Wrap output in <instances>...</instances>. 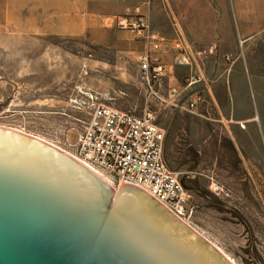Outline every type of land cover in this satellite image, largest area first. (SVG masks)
<instances>
[{
    "label": "rangeland",
    "instance_id": "1",
    "mask_svg": "<svg viewBox=\"0 0 264 264\" xmlns=\"http://www.w3.org/2000/svg\"><path fill=\"white\" fill-rule=\"evenodd\" d=\"M11 1H18L21 10L11 7L14 14H8ZM234 1L170 0L188 5L187 22L194 24L191 39H195L197 23L207 32L216 31L218 38L208 35L199 44V50L206 52L198 58H211L201 73L219 88L227 76L231 42L220 30ZM236 1L241 4L251 1L253 8L264 9V0ZM138 2L128 0L129 5ZM88 4L102 6L105 0H0V128L34 136L70 157L73 153L70 145L78 143L93 104H106L136 115L151 112L158 124L162 118L158 109L164 105L159 89L166 75L159 60L150 63L152 67H161L155 82L147 80L139 67L140 57L152 55L154 59L161 48L159 41L158 50L148 45L147 36L152 34L147 31L148 20L141 7L137 5L113 19H95L88 13ZM136 9L145 16L146 29L136 33L116 25L118 19L130 18ZM87 25L91 26L90 33ZM109 25L122 33L108 31ZM93 33L99 44H93ZM133 37L143 39L145 50L141 55L135 54ZM209 68L215 69L213 77L208 76ZM198 76L201 81L194 84L197 88L192 95H200L202 99L199 113L222 118L225 111H218L214 105L217 99L223 102L221 96H210L203 76ZM198 76H186L185 98L190 86H194L190 85L192 78ZM250 100L257 115L254 94ZM240 136L235 125L234 138ZM260 143L257 161L250 160L255 156V146L238 143L237 152L234 147L231 153L230 172L212 175L206 168L198 174H178L190 195L188 208L193 211L188 220L180 221L212 246L219 247L234 264H264L263 135ZM261 148L263 159L259 160ZM208 155L206 165L210 166L213 153L208 151ZM219 155L223 157V152ZM255 164L262 174L257 171L256 176H250L248 172L251 167L254 170ZM121 185L109 186L117 194Z\"/></svg>",
    "mask_w": 264,
    "mask_h": 264
},
{
    "label": "water",
    "instance_id": "2",
    "mask_svg": "<svg viewBox=\"0 0 264 264\" xmlns=\"http://www.w3.org/2000/svg\"><path fill=\"white\" fill-rule=\"evenodd\" d=\"M0 264H234L155 197L0 128Z\"/></svg>",
    "mask_w": 264,
    "mask_h": 264
},
{
    "label": "crops",
    "instance_id": "3",
    "mask_svg": "<svg viewBox=\"0 0 264 264\" xmlns=\"http://www.w3.org/2000/svg\"><path fill=\"white\" fill-rule=\"evenodd\" d=\"M88 5V13L95 19H113L139 5L147 16V31L161 43L156 57L166 76L159 89L164 105L158 112L162 116L159 125L165 134L163 156L170 171L198 174L208 168L207 171L212 175L230 172L233 165L231 153L234 147V152H237L238 143L255 146V156L250 160H258L261 135L264 136V9L253 8L251 1L241 4L235 0L227 12V22L221 25L220 32L231 42L227 76L219 88L201 73L205 64H210L211 58H198L206 52L199 50V44L208 35L216 38L218 35L216 31L207 32L202 24L197 23L195 39H191L189 35L194 24L187 22L188 5L171 3L170 0H140L136 5H129L128 0H105L102 6ZM107 28L112 33H122L111 25ZM87 31L91 32L90 25H87ZM96 39L98 37L93 33V44H99ZM142 40L133 37V49L137 55L145 50ZM183 59L186 62H182ZM208 74L213 77L215 69L209 68ZM189 75L203 76L204 87L209 95L216 98L221 96L223 102L217 99L214 105L218 111H225L222 118L203 116L199 113V105L195 110L188 108L193 99L192 93L197 88L191 84L194 86H190L187 97H184L183 83L188 81L185 78ZM173 89L177 93L172 94ZM251 94L257 98V115L251 104ZM235 125L241 133L239 138H234ZM208 151L213 153L210 155V166L206 165ZM220 152H223V157L219 155ZM259 155V160H262V148ZM221 158L223 163H220ZM257 171L259 175L262 174L255 164L254 170L251 167L248 173L256 176Z\"/></svg>",
    "mask_w": 264,
    "mask_h": 264
},
{
    "label": "built area",
    "instance_id": "4",
    "mask_svg": "<svg viewBox=\"0 0 264 264\" xmlns=\"http://www.w3.org/2000/svg\"><path fill=\"white\" fill-rule=\"evenodd\" d=\"M146 22L145 16L136 9L130 18L118 19L116 25L141 33L146 29ZM147 41L152 49H159L155 35H148ZM152 58V55L140 57L139 67L147 80L151 78L155 82L161 67H152L151 62H158L157 57ZM200 81V76L193 77L191 84ZM151 91L156 96L155 91ZM201 101L200 95L194 94L188 108L195 110ZM92 108L78 143L70 145L72 159L108 185L124 182L141 188L164 204L176 218L188 220L193 212L187 205L190 195L178 173L170 171L166 165L165 134L155 116L151 112L136 115L106 104H93Z\"/></svg>",
    "mask_w": 264,
    "mask_h": 264
},
{
    "label": "bare ground",
    "instance_id": "5",
    "mask_svg": "<svg viewBox=\"0 0 264 264\" xmlns=\"http://www.w3.org/2000/svg\"><path fill=\"white\" fill-rule=\"evenodd\" d=\"M10 4V3H9ZM8 4V9H7V13L8 14H12L14 11L13 10H15V11H17V10H21V7L22 6H20L21 4L20 3H18V1L17 2H13L12 3V1H11V6ZM11 7H12V9H11ZM24 7V6H23ZM14 14V13H13ZM10 16V15H9ZM12 18V17H11ZM12 21V20H11ZM66 155V154H65ZM75 162H77V161H75ZM81 165V164H80Z\"/></svg>",
    "mask_w": 264,
    "mask_h": 264
}]
</instances>
